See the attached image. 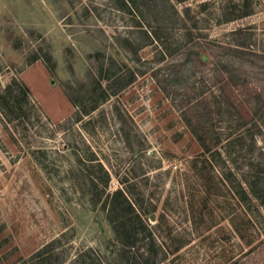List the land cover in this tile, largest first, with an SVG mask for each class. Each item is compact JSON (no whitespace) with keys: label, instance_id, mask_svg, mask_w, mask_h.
I'll list each match as a JSON object with an SVG mask.
<instances>
[{"label":"rangeland","instance_id":"1","mask_svg":"<svg viewBox=\"0 0 264 264\" xmlns=\"http://www.w3.org/2000/svg\"><path fill=\"white\" fill-rule=\"evenodd\" d=\"M262 164L264 0H0V264H264Z\"/></svg>","mask_w":264,"mask_h":264},{"label":"trees","instance_id":"2","mask_svg":"<svg viewBox=\"0 0 264 264\" xmlns=\"http://www.w3.org/2000/svg\"><path fill=\"white\" fill-rule=\"evenodd\" d=\"M231 49V48H230ZM195 57H199L200 58V53L197 49L194 48H189L186 50L185 53V57H184V63L188 62V61H192ZM215 65L219 68L220 72H228L230 74V76L233 74V69L231 68L232 66L227 62V61H218L215 63ZM153 75L155 76L156 79H158L160 81V78L158 77V74H156V72L153 73ZM114 78V77H113ZM135 79L134 75H132V77L127 81L128 83L132 82ZM111 80H109L108 83V87L115 92L117 90V88H113L111 84ZM161 82V81H160ZM215 82H217L215 79H212L211 84H215ZM228 82H225V84H227ZM210 84V85H211ZM225 86V85H224ZM223 87V86H222ZM122 88V86L120 87ZM189 95V92L187 93V96ZM187 98V97H186ZM189 100L186 99H182L179 103H177V108L180 110L181 112V116L184 118L185 122L190 123V119L188 118V114H186V110L188 111L190 109V106H188ZM94 107V106H93ZM92 107V108H93ZM241 125H244V123H242ZM220 137H215V138H208V137H200L198 138L200 141H202L203 143L209 142L208 146L207 145H203L204 146V150H209V146L210 145H215L220 143L219 140ZM239 137H230L229 135H227L224 139V142L222 144L226 145H230L231 143L233 144L235 141L238 140ZM253 140V138H252ZM221 144V143H220ZM253 164V163H250ZM263 165V164H262ZM264 166V165H263ZM115 194H120L122 195L123 199L122 202L129 204L127 197L125 196V194L123 193V190L121 188H117L115 189ZM124 220V219H123ZM126 222V221H124ZM123 222V226L126 225V223ZM130 236L134 237L135 236V230H133ZM55 239H52L51 241H49L48 243L45 244L44 249L40 250L38 258H37V264H45L46 262L51 263L52 262V258L54 256L55 253H57L58 251L55 249ZM126 243H129L127 245H132L131 241H127ZM153 264V263H152Z\"/></svg>","mask_w":264,"mask_h":264}]
</instances>
